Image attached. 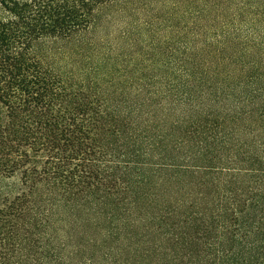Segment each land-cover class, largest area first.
Wrapping results in <instances>:
<instances>
[{
  "label": "trees",
  "instance_id": "1",
  "mask_svg": "<svg viewBox=\"0 0 264 264\" xmlns=\"http://www.w3.org/2000/svg\"><path fill=\"white\" fill-rule=\"evenodd\" d=\"M0 264H264V0H0Z\"/></svg>",
  "mask_w": 264,
  "mask_h": 264
},
{
  "label": "rangeland",
  "instance_id": "2",
  "mask_svg": "<svg viewBox=\"0 0 264 264\" xmlns=\"http://www.w3.org/2000/svg\"><path fill=\"white\" fill-rule=\"evenodd\" d=\"M16 179H17V178L10 180L9 183H11V184L16 183V181H17ZM11 184H10V185H11Z\"/></svg>",
  "mask_w": 264,
  "mask_h": 264
}]
</instances>
